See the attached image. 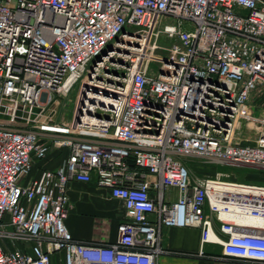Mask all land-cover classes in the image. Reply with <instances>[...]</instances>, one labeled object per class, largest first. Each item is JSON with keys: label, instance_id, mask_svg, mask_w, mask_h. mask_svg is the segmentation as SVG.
Returning a JSON list of instances; mask_svg holds the SVG:
<instances>
[{"label": "built area", "instance_id": "2783aa9c", "mask_svg": "<svg viewBox=\"0 0 264 264\" xmlns=\"http://www.w3.org/2000/svg\"><path fill=\"white\" fill-rule=\"evenodd\" d=\"M259 90L264 0H0V264H157L164 227L264 264V184L184 162L264 170ZM71 180L122 202L114 241L69 233Z\"/></svg>", "mask_w": 264, "mask_h": 264}, {"label": "crops", "instance_id": "0c3cea01", "mask_svg": "<svg viewBox=\"0 0 264 264\" xmlns=\"http://www.w3.org/2000/svg\"><path fill=\"white\" fill-rule=\"evenodd\" d=\"M63 149L54 148L47 158L36 162L31 177H38L43 169L58 166ZM68 214L65 226L74 239L86 242H112L117 237V225L123 215L119 199L111 197L109 190L92 180L68 182ZM162 246L170 253L161 254L157 264H238L221 258L218 243L200 244V229L196 227H164ZM202 249L203 254L200 255ZM50 264H63L62 253H55Z\"/></svg>", "mask_w": 264, "mask_h": 264}, {"label": "rangeland", "instance_id": "374dc122", "mask_svg": "<svg viewBox=\"0 0 264 264\" xmlns=\"http://www.w3.org/2000/svg\"><path fill=\"white\" fill-rule=\"evenodd\" d=\"M159 44L163 46L169 45V41H166V39L161 38L159 40ZM153 66H156L155 63H152ZM77 88L78 83L75 84L72 91L67 95V97L63 98L58 105L57 112L55 113V118L57 121H59L61 118L65 121H69L72 115L74 103L77 96ZM264 99V90H259L257 93H255L252 102L254 103L255 100ZM50 112V111H49ZM258 115V113H255ZM54 117V116H53ZM253 131L249 130L246 132V135L248 137H252ZM187 165H189L190 168H192L193 173L195 175H214L217 171H221L226 173L228 175V178H231L233 180H239V181H247V182H256L254 180V177L258 179L259 176L253 175L256 172V168L251 167H245V166H230V165H213L208 166L205 164H202L201 161L197 159H187L184 161ZM260 179V178H259Z\"/></svg>", "mask_w": 264, "mask_h": 264}, {"label": "trees", "instance_id": "16d2710c", "mask_svg": "<svg viewBox=\"0 0 264 264\" xmlns=\"http://www.w3.org/2000/svg\"><path fill=\"white\" fill-rule=\"evenodd\" d=\"M253 175L259 176L258 179L256 177H254V180L256 182H253V183L264 184V170H262V169H256V172Z\"/></svg>", "mask_w": 264, "mask_h": 264}, {"label": "water", "instance_id": "95a60500", "mask_svg": "<svg viewBox=\"0 0 264 264\" xmlns=\"http://www.w3.org/2000/svg\"><path fill=\"white\" fill-rule=\"evenodd\" d=\"M103 54H105V52H103ZM100 60V55L99 56H97L95 59H94V61L92 62V65H94L97 61H99Z\"/></svg>", "mask_w": 264, "mask_h": 264}]
</instances>
